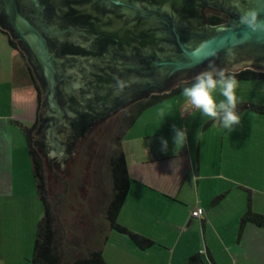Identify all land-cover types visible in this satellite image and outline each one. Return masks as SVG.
<instances>
[{
  "label": "crops",
  "instance_id": "obj_1",
  "mask_svg": "<svg viewBox=\"0 0 264 264\" xmlns=\"http://www.w3.org/2000/svg\"><path fill=\"white\" fill-rule=\"evenodd\" d=\"M158 104L179 107L176 116H169L167 129L132 132L147 108L124 135L131 184L118 215L121 224L151 237L154 244L142 249L129 235L113 234L107 223L103 247L93 249H102L109 264L264 263V229L253 222L241 224L250 208L261 211L264 155L251 149L245 153L248 146L241 136L229 137L226 130L212 133L213 127H221L219 122L183 103L164 99ZM173 125L188 128V143L178 154L173 150ZM161 137L168 140L166 153L161 151ZM198 205L205 213L192 218L191 210ZM3 225L0 220V264H24L21 255L9 256Z\"/></svg>",
  "mask_w": 264,
  "mask_h": 264
},
{
  "label": "rangeland",
  "instance_id": "obj_2",
  "mask_svg": "<svg viewBox=\"0 0 264 264\" xmlns=\"http://www.w3.org/2000/svg\"><path fill=\"white\" fill-rule=\"evenodd\" d=\"M212 10L225 16L224 23L232 19L222 9ZM238 80L237 95L242 102L264 104L263 79ZM180 93L166 99L173 100L178 106L180 103L186 105ZM160 104L148 108L132 132L141 133L148 127L154 129L156 126L167 129L169 116H176L179 107ZM125 111L124 108L120 109L99 121L83 136L82 142H77L75 159L69 158L66 162L68 173L57 166V158L50 157L49 162L48 156L43 154L47 161L48 193L57 215L59 239L70 253L81 255L100 245L103 247L108 230L105 211L112 197L110 157L115 137L124 130ZM37 115L38 93L27 60L0 31V220L4 222L9 256L21 255L24 264H32L38 223L44 215V202L38 194L27 140V130L33 127ZM241 116V124L232 132L213 127L212 133L226 130L229 137L232 134L241 136L240 140L246 141L245 145L248 146L245 153L251 149L264 155V114L247 108L241 112ZM160 122L166 125L160 126ZM38 127L39 122L33 131V138ZM261 161L264 168V160ZM259 199L258 209L261 211L256 212L264 214V195L260 194ZM259 227L264 229V226ZM262 231L260 240H264ZM113 234L120 236L121 232L114 230ZM249 237L255 238V235Z\"/></svg>",
  "mask_w": 264,
  "mask_h": 264
},
{
  "label": "trees",
  "instance_id": "obj_3",
  "mask_svg": "<svg viewBox=\"0 0 264 264\" xmlns=\"http://www.w3.org/2000/svg\"><path fill=\"white\" fill-rule=\"evenodd\" d=\"M45 1L48 4H53L52 0ZM124 1L131 2V0ZM62 2L66 5V9H62L61 17L68 22H66L67 24L74 26V29L71 30V32L81 34L82 38L80 41L69 39L63 41L51 37L48 38V43L51 48L56 51L59 56L65 58H81L89 63H92V60L96 55L103 59L106 56L109 57L106 68L100 66L96 69L100 71V77L97 75L96 71L91 68L88 69L87 66L83 65L80 68L81 71L84 70L80 76V86L74 91H68L66 89L68 83L67 81H64V86L60 87V90H58V100H60L62 104L69 105L74 112V114L68 119L66 125V129H68L67 131L71 136L67 145L68 152L72 153L73 149L76 148L77 141L84 134L87 127L92 126L99 122L100 119L105 118V116L109 114V109L112 111L123 108L124 110L126 109L124 114V130L118 133L115 137L114 148L110 157L112 197L106 207L105 221L109 224L111 229L129 235L140 248H150L154 244V240L151 237L132 231L118 221L119 212L131 184V176L128 170L125 153L123 151L122 139L126 131L147 108L172 95L180 93L182 87H175L171 91L165 93H152L146 99H140L128 105L129 107H125L128 99L127 91L125 89L123 92H118L115 88V78L119 77L126 80L128 74H124L125 72H131L135 68L144 65L148 69L152 68L150 66L153 59L141 58L137 63H132V61L129 62L126 50L121 46V43L125 41V39L121 34L115 32L113 27L106 25V23H111V20H121L126 28L136 32L134 36L138 35V38H141V41L132 42L130 48L131 53L137 56V58L141 55L142 50L146 48L156 50L155 52L165 49L166 54L172 55L175 52L178 56L182 57L183 52L179 45L178 33H180L182 39L193 38L198 41L200 38L202 39L206 37V35L208 36V34H206L207 32H216V27L224 24L225 16L220 12L212 10L217 9L216 6L218 5L219 0H189L186 4H183L185 10L183 9V11L179 9V11H173L172 17L178 16L179 19L188 18L195 27L186 31L181 28L176 29L172 19H169L171 17L170 15L168 18L169 20L167 19L168 22L166 24V29L163 30L158 25L155 26L150 23L148 18L142 16V14H133L131 16L130 13L128 14L123 9L122 5L113 2L112 6L108 5L104 0H63ZM132 2L142 6L151 5L156 9L158 5L162 3L159 0H132ZM2 8L3 1L0 0V22L8 23L9 26L8 15L3 12ZM48 11L51 17L56 12L55 9ZM191 12L193 14H190ZM193 21H196L197 25H195V22ZM0 31L8 37L10 45L20 49L24 58H26L32 80L38 93L37 120L33 127L27 130V140L29 143V152L33 164L38 194L44 202V215L38 223L32 264H109L103 255L102 249H90L85 254L77 255L70 253L71 251L68 250V247H64L63 244L65 243L59 239V232L56 225L57 215L54 212V206L52 207L48 193V176L46 172L47 161L43 157V154H49V150L53 147L48 140V129L47 131H44L43 138L38 142L40 149L35 146L36 141L32 135L40 118L41 120L45 119V121H50L49 116H43V109H41L43 108V105L44 108L47 107L46 101H42V91L47 92L48 83L41 73L40 66L34 62L33 58L24 48L21 47L20 43L18 44L15 38H13L14 35L12 36L9 30H6L1 26ZM106 43L113 45L115 50L114 48H111L107 52H99L90 49V46L97 44H102L104 46ZM57 50H59V52H57ZM103 59H100V62H103ZM235 73L240 79L260 78L264 80V71L252 67H246ZM89 75L91 78H89ZM101 76H106L113 82L108 87H103L106 90V93L111 95L110 103H103L99 107L94 99H90V95L86 93V90L89 86L95 85V79H102ZM238 108L240 113L248 108L256 113L264 114L263 103L242 102L238 105ZM42 128L43 127L41 126L39 131L43 130ZM246 222H253L256 225L264 226V214L253 211L250 208L241 218L242 226ZM192 261L197 263V258L193 257Z\"/></svg>",
  "mask_w": 264,
  "mask_h": 264
},
{
  "label": "water",
  "instance_id": "obj_4",
  "mask_svg": "<svg viewBox=\"0 0 264 264\" xmlns=\"http://www.w3.org/2000/svg\"><path fill=\"white\" fill-rule=\"evenodd\" d=\"M2 1V10L8 15L9 26L8 23L1 22L0 26L9 30L12 36L14 35L13 38L18 41V44H22L21 47L40 66L41 73L48 83L47 92L42 91V101H46L47 107L44 108L43 105L41 109H43V116H49L50 121L41 120L40 118L39 127L34 133L35 145L40 147L37 141L43 138L44 131L48 129V140L53 147L49 150V154H46L48 161L50 162V157L57 158L59 161L57 166L68 173L66 162L69 158L75 159L77 151L76 147L72 153H69L67 146L71 136L67 131L68 129H66V125L74 112L69 105L62 104L58 100V90L64 86V81L68 83L66 87L68 91L76 90L81 83L80 76L84 70L81 71L80 68L83 65L96 71L100 77V71L96 69L100 66L106 68L109 57L106 56L104 60L96 55L92 63H89L81 58L59 56L51 48L48 43V38L51 37L63 41L65 39L80 41L82 38L81 34L71 32L74 26L67 24L68 22L61 17L62 9H66L63 0H52L53 4H48L45 0ZM104 1L110 6L113 3L122 5L123 9L131 16L142 14V16L148 18L150 23L155 26L158 25L163 30L166 29L169 19H172L176 29L181 28L186 31L195 27L188 18L172 17L173 11L183 10V4H186L189 0H159L162 3L158 5L157 9L151 5L142 6L133 3L132 0L131 2L124 0ZM216 8L225 11L232 19L228 23L217 26L216 32H207L208 36L206 35L198 41L193 38L182 39L180 33H178L179 45L183 52L182 57L175 52L172 55L166 54L165 49L155 52L156 50L146 48L142 50L141 55L137 58L131 53L130 48L132 42L141 41L138 35L134 36L136 32L126 28L121 20H111V23H106L125 39L121 46L126 50L129 62L137 63L141 58L153 59L150 66L152 68L148 69L144 65L135 68L131 72L124 73L128 74L126 81L131 84L130 87L126 88L127 105L138 99L146 98L152 93L169 92L179 82L191 80L197 73L205 70L209 62H214L219 67L231 69L233 72L240 71L247 66L264 71V29L254 31L240 22L241 16L250 10L257 11L259 20L264 21V0H219ZM54 9L56 12L51 17L48 10ZM193 22L197 25L196 21ZM111 48L113 49L114 46L107 43L104 46L102 44L90 46V49L99 52H107ZM100 59H103V62H100ZM101 77L100 80L95 79V85L89 86L86 90V93L90 95V99H94L99 107L103 103H110L111 95H108L103 87H108L113 82L106 76ZM89 78H91L90 75ZM119 110L112 111L109 109V114L105 118ZM103 119H100V121ZM94 125L87 127L77 142H82L83 136ZM41 126L43 130L39 131Z\"/></svg>",
  "mask_w": 264,
  "mask_h": 264
},
{
  "label": "clouds",
  "instance_id": "obj_5",
  "mask_svg": "<svg viewBox=\"0 0 264 264\" xmlns=\"http://www.w3.org/2000/svg\"><path fill=\"white\" fill-rule=\"evenodd\" d=\"M240 22L254 31L264 29V21L259 20V13L255 10L243 14ZM115 80L118 92L131 86L122 78L116 77ZM176 87H182L180 94L184 97L186 106L198 111L202 117L219 122L222 128L230 132L241 124L242 116L238 105L242 101L237 95L239 80L231 69L209 62L207 68L192 77L191 81H181ZM173 133V150L178 154L188 143V128L173 125ZM198 137L199 130L196 134L197 139ZM160 143L161 151L166 153L168 140L161 137Z\"/></svg>",
  "mask_w": 264,
  "mask_h": 264
},
{
  "label": "built area",
  "instance_id": "obj_6",
  "mask_svg": "<svg viewBox=\"0 0 264 264\" xmlns=\"http://www.w3.org/2000/svg\"><path fill=\"white\" fill-rule=\"evenodd\" d=\"M204 213H205L204 207L198 205V206H195L191 210V217L192 218H202Z\"/></svg>",
  "mask_w": 264,
  "mask_h": 264
},
{
  "label": "flooded vegetation",
  "instance_id": "obj_7",
  "mask_svg": "<svg viewBox=\"0 0 264 264\" xmlns=\"http://www.w3.org/2000/svg\"><path fill=\"white\" fill-rule=\"evenodd\" d=\"M225 24V23H224ZM22 45V44H21ZM247 65H250V64H247ZM255 65H257V64H255ZM247 67H249V66H247ZM37 142H39V141H37Z\"/></svg>",
  "mask_w": 264,
  "mask_h": 264
}]
</instances>
